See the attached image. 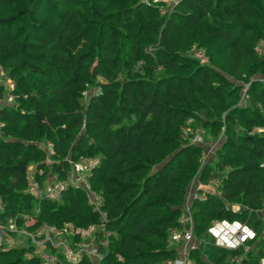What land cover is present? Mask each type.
I'll use <instances>...</instances> for the list:
<instances>
[{"label":"trees","instance_id":"16d2710c","mask_svg":"<svg viewBox=\"0 0 264 264\" xmlns=\"http://www.w3.org/2000/svg\"><path fill=\"white\" fill-rule=\"evenodd\" d=\"M164 1L0 0V70L13 82L9 92L0 86V96L13 97L0 103V223L32 232L102 224L99 264H164L176 257L166 240L181 228L197 179L216 183V194L198 191L204 199L190 206L199 241L190 260L260 264L264 0H172L170 8ZM197 49L205 64L192 58ZM197 130L219 139L203 167V148L190 142ZM45 157L60 179L69 161L96 159L90 181L105 222L80 191H65L59 202L25 192L30 166L43 170L42 187L47 182ZM222 221L253 231L246 253L214 245L207 229ZM79 242L74 236L71 247ZM0 264L42 260L14 248L0 253Z\"/></svg>","mask_w":264,"mask_h":264},{"label":"built area","instance_id":"2783aa9c","mask_svg":"<svg viewBox=\"0 0 264 264\" xmlns=\"http://www.w3.org/2000/svg\"><path fill=\"white\" fill-rule=\"evenodd\" d=\"M192 58L199 61L201 64L206 63L204 53L197 49L193 50ZM246 88L242 90L244 96ZM2 126L0 125V128ZM46 153H52L51 147L46 144ZM97 164L96 159L81 158L77 161H69V169L64 174V179L57 178L44 183V187L36 179L37 175H41V171H35L34 166L27 168L25 172L27 187L25 192L32 198H45L53 202H59L61 195L72 189L80 191L86 197L94 198L93 185L90 177L94 166ZM37 168V167H36ZM39 169V168H38ZM196 185L197 195H194L192 200L199 198L204 199V196L198 195V191L202 190L198 180L195 179L189 188ZM216 193V183H213ZM189 192V189H188ZM95 209V207H93ZM235 210V209H234ZM96 211V210H94ZM179 217L181 228L170 230L166 245L168 249L175 252L176 257L172 260H167L164 264H194L190 260V255L193 252L199 251V241L195 240L193 236V219L190 215V204L185 201ZM102 222H105V215L100 211H96ZM31 220L28 223H32ZM69 223L61 227L42 225L37 227L33 232L26 230L24 227H18L17 222L9 221L8 223H0V253H5L11 249L18 248L21 243L18 240L21 238V249L24 251V258L31 259L33 256L42 260V264H60L59 256L62 255L66 261L65 264H76L83 257L91 259L95 264H99L101 254L98 252L95 239L91 238L92 234L95 238L98 231L103 230L102 224L99 226H90L88 229L71 230ZM93 232V229H95ZM207 234L218 248L228 251H234L242 248L243 252L248 251L246 245L249 241L254 239L253 231L245 224L240 222H215L208 229ZM80 237V242L74 247L70 244L66 237L74 238ZM108 237V235H105ZM29 243V244H28ZM88 243V244H87ZM28 244V245H27ZM105 244H103V248ZM32 250V253L30 252ZM231 264H241L240 258L230 260ZM260 264H264V260Z\"/></svg>","mask_w":264,"mask_h":264},{"label":"rangeland","instance_id":"374dc122","mask_svg":"<svg viewBox=\"0 0 264 264\" xmlns=\"http://www.w3.org/2000/svg\"><path fill=\"white\" fill-rule=\"evenodd\" d=\"M173 2L174 1H172V0H165L164 1V3H165L164 7L167 6V8H170V6L173 4ZM156 3L157 2H154V4H156ZM0 86H3V88H5L7 92H9L12 89V87H13V82L9 80L7 74L4 73L2 70H0ZM7 92H3V94L0 96V103L1 104H6L7 105V104H11L12 103L13 97L10 94H8ZM188 124H190V121H188ZM189 134H187V136ZM190 142L192 144H194V145H198V146H201L203 148L202 157H201V161H200L201 167H203L204 165L206 166V165L210 164L213 161L216 147L217 146L219 147V139H214L212 137L211 133L197 130L196 137ZM42 145H45V143H42ZM44 164L46 165V168H47L45 174H46L47 177L49 176V181L57 178V176H51V175H54L53 174V162L51 161V159H49L48 157H45L44 158ZM32 169H35V171H37V170L41 171V172L43 171V170H40V169H38L36 167H34ZM212 184L213 183L201 184L202 187L200 186V188L202 190L207 191V193L216 194L215 193V188H213ZM196 185L197 184H195L193 187L191 186L189 188V192L187 193V196H186V201H187V203L190 204V206L192 205L193 196L197 195V190L195 189ZM93 195H94V198H91L90 196L86 197L84 194H82V197L83 198L85 197V199L87 200L88 206L95 207V209H93V210H96V211L100 212L101 206L103 204L101 193L94 189L93 190ZM234 209L238 210L236 207ZM64 224H66V223H64ZM69 225L71 226L70 227L71 230H74V231L79 230V228H76L74 225H72L70 223H69ZM83 230H85V229H83ZM94 230H96V228L93 229V232H94ZM66 238H67V240H68V242L70 244V247H71L73 245V238H71V237H66ZM91 238L95 239L93 234H92ZM20 241H21V243H23V240L21 238L18 240V242H20ZM21 243H18V244H20L18 248H21V245H22ZM59 260H60V262H62L65 259L62 258V260H61V258H59Z\"/></svg>","mask_w":264,"mask_h":264}]
</instances>
